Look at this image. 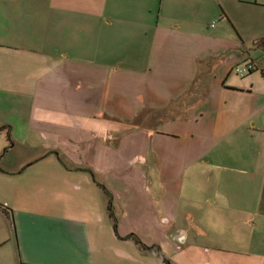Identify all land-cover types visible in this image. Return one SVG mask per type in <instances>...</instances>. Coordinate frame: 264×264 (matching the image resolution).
Segmentation results:
<instances>
[{
    "label": "crops",
    "instance_id": "1",
    "mask_svg": "<svg viewBox=\"0 0 264 264\" xmlns=\"http://www.w3.org/2000/svg\"><path fill=\"white\" fill-rule=\"evenodd\" d=\"M0 116V264H264V0H0Z\"/></svg>",
    "mask_w": 264,
    "mask_h": 264
},
{
    "label": "built area",
    "instance_id": "2",
    "mask_svg": "<svg viewBox=\"0 0 264 264\" xmlns=\"http://www.w3.org/2000/svg\"><path fill=\"white\" fill-rule=\"evenodd\" d=\"M258 69H260L259 64L254 60H249L241 65L236 66L234 72L238 76L244 77Z\"/></svg>",
    "mask_w": 264,
    "mask_h": 264
},
{
    "label": "trees",
    "instance_id": "3",
    "mask_svg": "<svg viewBox=\"0 0 264 264\" xmlns=\"http://www.w3.org/2000/svg\"><path fill=\"white\" fill-rule=\"evenodd\" d=\"M4 128H0V131L1 130H3ZM8 137H9V140L11 141V144H13V141H12V139H11V135H10V133H8ZM106 191H107V193L110 195V197H111V199H110V202H109V210L111 211V214H113V217H114V213H113V203H112V195L110 194V192L106 189V188H104ZM117 222V221H116ZM115 228H117V225L115 224ZM137 242L139 243V244H141L142 245V242L140 241V240H138L137 239ZM145 247V246H144ZM150 249H154V250H156L158 253H159V255L161 256V258L167 263V264H170V262H169V260L165 257V255L163 254V251L161 250V248H159V247H157V248H153V247H151Z\"/></svg>",
    "mask_w": 264,
    "mask_h": 264
},
{
    "label": "rangeland",
    "instance_id": "4",
    "mask_svg": "<svg viewBox=\"0 0 264 264\" xmlns=\"http://www.w3.org/2000/svg\"><path fill=\"white\" fill-rule=\"evenodd\" d=\"M0 121H2V119H1V116H0ZM3 153V152H2ZM3 159H5V157L3 158ZM3 162V161H2ZM1 167V166H0Z\"/></svg>",
    "mask_w": 264,
    "mask_h": 264
}]
</instances>
